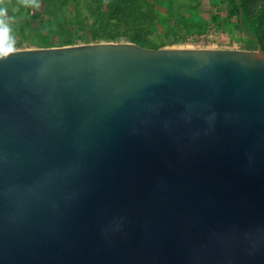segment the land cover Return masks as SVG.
I'll return each mask as SVG.
<instances>
[{"label": "water", "instance_id": "obj_1", "mask_svg": "<svg viewBox=\"0 0 264 264\" xmlns=\"http://www.w3.org/2000/svg\"><path fill=\"white\" fill-rule=\"evenodd\" d=\"M0 264H264L261 45L0 60Z\"/></svg>", "mask_w": 264, "mask_h": 264}, {"label": "rangeland", "instance_id": "obj_2", "mask_svg": "<svg viewBox=\"0 0 264 264\" xmlns=\"http://www.w3.org/2000/svg\"><path fill=\"white\" fill-rule=\"evenodd\" d=\"M36 0L25 6L5 0V22L18 50L98 43H138L153 49H244L253 47L240 31L232 5L222 0H126L140 5L145 25L124 24L103 8L125 0ZM222 1V2H221ZM38 3L39 7L36 6ZM262 16L259 34L264 48V0H246ZM37 19L40 22H37Z\"/></svg>", "mask_w": 264, "mask_h": 264}, {"label": "trees", "instance_id": "obj_3", "mask_svg": "<svg viewBox=\"0 0 264 264\" xmlns=\"http://www.w3.org/2000/svg\"><path fill=\"white\" fill-rule=\"evenodd\" d=\"M101 1V0H99ZM224 3L230 4L233 6L237 21L238 27L240 31H242L248 38L249 43L254 46L249 47L250 49H256L258 46L262 45V41L260 39L259 34V23L262 20V16H258L257 14L248 10L246 6V0H222ZM221 1V2H222ZM126 3L121 2L119 6L113 7L110 5H106L103 8L112 16L114 19H120L124 21V24H129L130 21L133 25H145V20H143L144 16L141 13V6L140 5H132L125 0ZM107 3L104 0V4ZM37 22H40L37 19ZM135 41L141 42L140 37H134ZM141 45V44H139ZM143 46V45H142ZM264 49V48H263Z\"/></svg>", "mask_w": 264, "mask_h": 264}, {"label": "clouds", "instance_id": "obj_4", "mask_svg": "<svg viewBox=\"0 0 264 264\" xmlns=\"http://www.w3.org/2000/svg\"><path fill=\"white\" fill-rule=\"evenodd\" d=\"M22 4L28 6L29 4L36 3V0H20ZM5 0H0V5H3ZM39 7L38 3L36 4ZM7 15V9L0 6V60L9 58L16 53L14 41H12L9 33L10 28L5 22V16Z\"/></svg>", "mask_w": 264, "mask_h": 264}]
</instances>
